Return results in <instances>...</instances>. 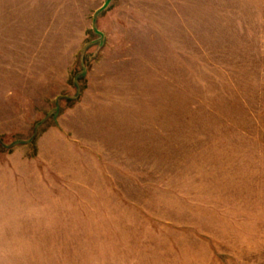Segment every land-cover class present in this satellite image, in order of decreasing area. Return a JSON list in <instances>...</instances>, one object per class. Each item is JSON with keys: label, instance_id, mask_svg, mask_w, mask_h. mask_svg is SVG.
<instances>
[{"label": "rangeland", "instance_id": "rangeland-1", "mask_svg": "<svg viewBox=\"0 0 264 264\" xmlns=\"http://www.w3.org/2000/svg\"><path fill=\"white\" fill-rule=\"evenodd\" d=\"M0 264H264V0H0Z\"/></svg>", "mask_w": 264, "mask_h": 264}]
</instances>
